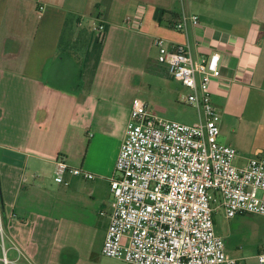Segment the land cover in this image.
<instances>
[{"label":"crops","instance_id":"1","mask_svg":"<svg viewBox=\"0 0 264 264\" xmlns=\"http://www.w3.org/2000/svg\"><path fill=\"white\" fill-rule=\"evenodd\" d=\"M139 6L133 30L126 22ZM191 15L198 25L174 29ZM157 37L196 57L221 55L212 86L221 140L239 166L264 154V0H0V215L33 263L127 264L102 248L132 101L145 83L180 100L188 93L164 88ZM58 159L95 180L67 171L68 185L58 184ZM263 246L264 237L255 255L227 253L250 264Z\"/></svg>","mask_w":264,"mask_h":264},{"label":"built area","instance_id":"2","mask_svg":"<svg viewBox=\"0 0 264 264\" xmlns=\"http://www.w3.org/2000/svg\"><path fill=\"white\" fill-rule=\"evenodd\" d=\"M145 13L139 6L126 25L139 30ZM198 24L197 15L184 16L174 29L186 32ZM93 30L102 34L105 26L98 23ZM154 45L168 77L188 91L181 102L197 110L198 121H167L144 101H132L126 138L110 178V225L102 254L127 264H241L216 233L215 215L264 218V159L239 166L238 151L219 140L221 115L212 86L221 78V55L196 57L189 44L162 37ZM56 166L58 184L68 185L63 180L67 171L89 181L96 178L61 159ZM10 251L17 254L15 260L8 258ZM0 254V264H35L6 232L1 215ZM256 258L264 264V246Z\"/></svg>","mask_w":264,"mask_h":264},{"label":"rangeland","instance_id":"3","mask_svg":"<svg viewBox=\"0 0 264 264\" xmlns=\"http://www.w3.org/2000/svg\"><path fill=\"white\" fill-rule=\"evenodd\" d=\"M172 82L174 81L164 82V88L173 91L175 84ZM147 84H151L152 87H147ZM136 99L147 103L153 114L167 121L182 124H193L198 121V113L195 108L181 102L177 97L167 96L164 90L155 84L145 83L138 88ZM219 140L225 144L221 140V134ZM253 158L264 159V154L260 153ZM236 164L238 165V160ZM215 230L218 235L224 238L228 253L238 252L244 256L255 255L264 237V218L246 215L227 220L224 213L220 212L215 215ZM250 264H258V261L253 260Z\"/></svg>","mask_w":264,"mask_h":264}]
</instances>
